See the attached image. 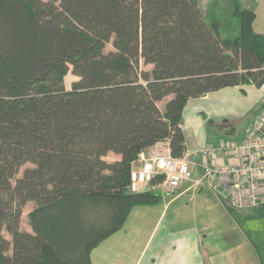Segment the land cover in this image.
I'll return each mask as SVG.
<instances>
[{
    "label": "trees",
    "instance_id": "1",
    "mask_svg": "<svg viewBox=\"0 0 264 264\" xmlns=\"http://www.w3.org/2000/svg\"><path fill=\"white\" fill-rule=\"evenodd\" d=\"M229 11L237 33L221 37L198 0H0V264H91L133 206L157 201L129 192L130 171L157 141L184 154L188 100L264 83L255 12Z\"/></svg>",
    "mask_w": 264,
    "mask_h": 264
},
{
    "label": "crops",
    "instance_id": "2",
    "mask_svg": "<svg viewBox=\"0 0 264 264\" xmlns=\"http://www.w3.org/2000/svg\"><path fill=\"white\" fill-rule=\"evenodd\" d=\"M244 8L255 12L253 30L264 35V0H255L252 9L248 6ZM243 86L251 90L252 103L257 113L264 99V83L260 86L261 90L255 89L254 85ZM245 87L230 86L217 90L216 94L230 88L244 90ZM212 93L214 91L188 100L182 110L181 128L186 146L183 156L190 164L191 179L174 194L166 192L161 181L149 183L141 189L140 191H151L158 195L157 201L133 206L122 226L92 249L91 264H264V204L235 208L226 200L219 187L210 186L206 182L195 185L201 178L199 150L214 142L205 144L201 136L196 137L193 114H187L186 108L189 104L193 105V101L210 98ZM162 101L164 106L166 100ZM195 118L197 117L194 116V120ZM249 122L241 130L242 137ZM217 131L222 137H232L237 132L233 125L226 126V130L221 125ZM151 148L152 146L141 152L144 157H148ZM118 158L116 153L105 156L106 160L110 159L108 161ZM218 162H227V158L221 157ZM141 164L142 160L139 158L134 166ZM217 208L222 209L225 214L235 209L260 218L255 219L252 232L247 229L245 221H241L242 225L237 226V234L235 229L230 230L228 220L210 217V212H215ZM215 226L221 228L218 236L210 231ZM225 228L229 230L226 231ZM247 232L253 237V254L243 251L248 241Z\"/></svg>",
    "mask_w": 264,
    "mask_h": 264
},
{
    "label": "built area",
    "instance_id": "3",
    "mask_svg": "<svg viewBox=\"0 0 264 264\" xmlns=\"http://www.w3.org/2000/svg\"><path fill=\"white\" fill-rule=\"evenodd\" d=\"M261 109L249 122L241 140L224 139L199 150L201 178L217 186L232 207L244 208L264 204V99ZM226 157L227 162H218ZM141 165L130 171L128 190L137 193L154 177H161L166 192L174 194L191 179V168L185 156L175 158L167 140L152 145L148 157L142 153Z\"/></svg>",
    "mask_w": 264,
    "mask_h": 264
},
{
    "label": "rangeland",
    "instance_id": "4",
    "mask_svg": "<svg viewBox=\"0 0 264 264\" xmlns=\"http://www.w3.org/2000/svg\"><path fill=\"white\" fill-rule=\"evenodd\" d=\"M232 2L239 3L242 7H251V9L255 5V0H198V5L204 15V19L207 23H211L213 20H217L221 23L220 34L221 37H232L237 33L238 21L237 19L231 17L229 7ZM111 43H108L105 47V51L112 50ZM151 65L143 64L142 60H140L139 68L141 70H150ZM77 77L72 74L71 71H68L64 78V85L67 89L70 88L71 83L76 80ZM247 85V84H243ZM242 87H245L243 86ZM248 85H253L248 83ZM255 86V85H254ZM234 87V86H233ZM257 90H261L260 86L254 87ZM222 90V89H221ZM214 91L213 95L202 100L193 101V105H188L186 108L187 114H193V125L195 126L194 131L196 137L201 136L203 140H205V144L208 143H216L222 141L224 139H233L239 140L242 137V128L245 124L251 121V118L255 115L256 110H254V103H252L251 99V90L248 87H245L244 90H238L237 88H230L228 91L217 93ZM202 97V96H201ZM166 100V99H165ZM158 106L160 109H163V101L158 102ZM194 116L195 118L194 120ZM183 118V115H182ZM223 126L226 130V126L233 125L235 126L237 132L232 137H227L222 134H218L219 126ZM221 138V139H220ZM219 139V140H218ZM110 160V159H108ZM107 160V161H108ZM26 167H32L31 164L27 163L23 165L17 174L15 175L13 181L22 175L23 170ZM34 204L29 203L25 205L22 210L21 218H20V227L22 230L30 231L28 212L33 208ZM229 214H225V212L217 208V210L213 213L210 212V217L215 220H228L230 230L235 229L238 234V225H242L241 221H245V225H247V229L251 232L253 231V225L256 218L254 214H248L246 212L236 211L235 209H231ZM245 213V214H244ZM200 219H202L200 217ZM229 228H225L226 231ZM220 229L218 226H215L214 229L210 228V231L214 233V236H218L220 234ZM2 234L10 239V235L6 232L5 229L2 230ZM204 235V233H203ZM251 234L247 232V241L244 245V252L254 253L252 249V239L250 237ZM264 246V244H263ZM251 262V261H248Z\"/></svg>",
    "mask_w": 264,
    "mask_h": 264
}]
</instances>
